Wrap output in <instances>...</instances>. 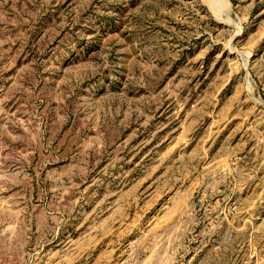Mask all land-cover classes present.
<instances>
[{"label": "rangeland", "instance_id": "1", "mask_svg": "<svg viewBox=\"0 0 264 264\" xmlns=\"http://www.w3.org/2000/svg\"><path fill=\"white\" fill-rule=\"evenodd\" d=\"M0 264H264V0H0Z\"/></svg>", "mask_w": 264, "mask_h": 264}]
</instances>
